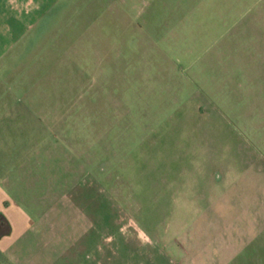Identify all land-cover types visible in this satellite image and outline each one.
<instances>
[{
    "label": "rangeland",
    "instance_id": "374dc122",
    "mask_svg": "<svg viewBox=\"0 0 264 264\" xmlns=\"http://www.w3.org/2000/svg\"><path fill=\"white\" fill-rule=\"evenodd\" d=\"M3 162L60 264H264V0H0Z\"/></svg>",
    "mask_w": 264,
    "mask_h": 264
},
{
    "label": "crops",
    "instance_id": "0c3cea01",
    "mask_svg": "<svg viewBox=\"0 0 264 264\" xmlns=\"http://www.w3.org/2000/svg\"><path fill=\"white\" fill-rule=\"evenodd\" d=\"M6 166L5 162L0 178V212L9 220L12 230L1 242L6 245L4 250L11 260L15 264H60L61 260L74 255L73 247L85 241V235L93 227H83L75 236L77 231L72 225L59 227L54 223L51 209L35 220L23 206L19 194L6 183L7 174L12 172ZM70 234L75 238L72 239Z\"/></svg>",
    "mask_w": 264,
    "mask_h": 264
},
{
    "label": "trees",
    "instance_id": "16d2710c",
    "mask_svg": "<svg viewBox=\"0 0 264 264\" xmlns=\"http://www.w3.org/2000/svg\"><path fill=\"white\" fill-rule=\"evenodd\" d=\"M0 220H2V222H3L4 224L8 223L6 217H5V215H4L3 213H0Z\"/></svg>",
    "mask_w": 264,
    "mask_h": 264
}]
</instances>
